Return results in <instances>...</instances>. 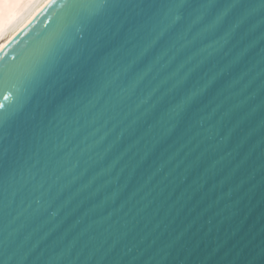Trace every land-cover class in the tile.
Segmentation results:
<instances>
[{
    "label": "water",
    "instance_id": "95a60500",
    "mask_svg": "<svg viewBox=\"0 0 264 264\" xmlns=\"http://www.w3.org/2000/svg\"><path fill=\"white\" fill-rule=\"evenodd\" d=\"M213 2L51 0L0 51V264H264V0Z\"/></svg>",
    "mask_w": 264,
    "mask_h": 264
},
{
    "label": "bare ground",
    "instance_id": "6f19581e",
    "mask_svg": "<svg viewBox=\"0 0 264 264\" xmlns=\"http://www.w3.org/2000/svg\"><path fill=\"white\" fill-rule=\"evenodd\" d=\"M51 0H0V51L37 16Z\"/></svg>",
    "mask_w": 264,
    "mask_h": 264
},
{
    "label": "snow or ice",
    "instance_id": "6c2138e0",
    "mask_svg": "<svg viewBox=\"0 0 264 264\" xmlns=\"http://www.w3.org/2000/svg\"><path fill=\"white\" fill-rule=\"evenodd\" d=\"M5 3H10V2H21V0H4ZM243 5L239 4V3H232V4H228V5H225V8H224V12L217 15L214 23L210 26L212 28H215L217 25H219L220 23L223 22L225 16H227V14L229 13V11H231L232 9L234 8H237V7H242ZM217 7V4L213 2V0H209V3L207 4H202V5H199V10L201 11V14H206L208 13L211 9ZM226 42V41H225ZM211 54V53H209ZM207 84L204 86L205 88H207ZM202 92V89H196L194 90L190 95H186L183 100L178 103L174 109L175 113L177 115H179L180 113H182L185 109L186 106L192 104L196 97H198ZM5 99H7V96L5 97ZM4 105L3 104H0V108H3Z\"/></svg>",
    "mask_w": 264,
    "mask_h": 264
}]
</instances>
